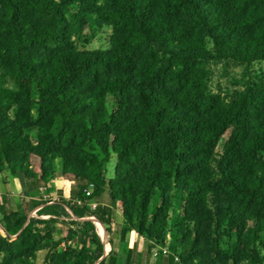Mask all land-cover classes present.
<instances>
[{
  "label": "trees",
  "instance_id": "1",
  "mask_svg": "<svg viewBox=\"0 0 264 264\" xmlns=\"http://www.w3.org/2000/svg\"><path fill=\"white\" fill-rule=\"evenodd\" d=\"M261 62L264 0H0V264H118L91 217L154 264H264ZM9 172L50 196L37 215Z\"/></svg>",
  "mask_w": 264,
  "mask_h": 264
},
{
  "label": "rangeland",
  "instance_id": "2",
  "mask_svg": "<svg viewBox=\"0 0 264 264\" xmlns=\"http://www.w3.org/2000/svg\"><path fill=\"white\" fill-rule=\"evenodd\" d=\"M92 21V20H91ZM110 31L109 28H98L97 26L91 25L89 26L88 30H87V41H86V46L88 48H95V47H99L101 45H105L108 42V36L107 33ZM102 33V34H101ZM216 72L217 75L220 78V81L222 82L224 87H232L233 86V82L232 79L233 77H236L238 75H240V73L242 72V68L238 67V66H230L226 72H223L222 69V65L219 64L216 67ZM255 70L259 73H264V62L261 63H257L255 65ZM35 133V131L33 132ZM115 162H116V157L113 156L111 158V160L107 163L106 165V169H107V175L108 176H112V174L114 173V168H115ZM8 181L9 184L7 185L8 190L5 191V196H7L8 198V207L10 208H22L25 207L26 205H28V211L30 213V216L32 215H37V211L42 207L41 205H37V203L39 201L42 200H48L50 199V196L48 195V193L44 190H36L30 193H26L24 191V184L22 182V180H17L18 178H14V176L9 172L8 173ZM62 176V175H61ZM16 179V180H15ZM57 180V179H56ZM55 180V182H56ZM66 183L68 180L67 178H65ZM54 182L55 185V189L54 192H57V186L56 183ZM63 184V183H62ZM61 185L59 184V187ZM64 192V190H63ZM43 196V197H42ZM41 206V207H40ZM175 209L177 211L178 216L181 217L182 214V208L180 206V204L178 202L175 203ZM118 213L120 214V210H118ZM172 216H175V214L173 213ZM117 218H121L120 216H117ZM98 227V224H97ZM116 226L113 227L114 232L111 233L110 235L106 232L105 230L103 231L102 235V239L105 243V255H108L110 250H111V245L109 244V240L110 238H112L114 241H116V243H119V234L115 228ZM99 230V227H98ZM61 225L58 224L57 225V237L61 235ZM17 236H14L13 239H16ZM116 244V246H117ZM62 247V246H61ZM164 248V247H163ZM119 249V246H117V250ZM160 251L159 246L155 247L154 251ZM123 251V250H122ZM124 252V251H123ZM44 255H45V251H41L39 253L38 259H37V264H44ZM118 256H119V250H118ZM120 257V256H119ZM126 257L127 254L124 253L123 257L121 256L119 258L118 264H126ZM156 257V256H155ZM153 256V254L149 255L148 252V244H141V247L136 249V252L133 254L132 258L135 261V264H149V263H155L156 259Z\"/></svg>",
  "mask_w": 264,
  "mask_h": 264
},
{
  "label": "crops",
  "instance_id": "3",
  "mask_svg": "<svg viewBox=\"0 0 264 264\" xmlns=\"http://www.w3.org/2000/svg\"><path fill=\"white\" fill-rule=\"evenodd\" d=\"M17 180H20V179H17ZM22 182L24 184V180H22ZM55 183H56V186H57L56 189H63L64 190V196L68 197L69 196V190H70L71 181H67V183H66L65 178L63 176H61V174H60V176L57 178ZM59 184L61 185L60 187H59ZM43 217L47 218L48 216H43ZM98 232H99V230H98ZM118 239H119V243L117 244L116 241H114V243H115V246H116V244H117V246H119L118 250H119V256L120 257L121 256L123 257V254L125 253V252H123L125 246H128L130 248H134L135 245H136L138 248H140L142 243L143 244H148V246H149V242L145 238L141 237L137 233L136 230H133V231L129 232L125 241H121L120 238H118ZM117 246H116V250H117ZM152 264H154V263H152Z\"/></svg>",
  "mask_w": 264,
  "mask_h": 264
},
{
  "label": "bare ground",
  "instance_id": "4",
  "mask_svg": "<svg viewBox=\"0 0 264 264\" xmlns=\"http://www.w3.org/2000/svg\"><path fill=\"white\" fill-rule=\"evenodd\" d=\"M97 224H98V227H99V233H100L101 235H104V234H103V231H104V227H103V225H102L101 223H99V222H97Z\"/></svg>",
  "mask_w": 264,
  "mask_h": 264
},
{
  "label": "built area",
  "instance_id": "5",
  "mask_svg": "<svg viewBox=\"0 0 264 264\" xmlns=\"http://www.w3.org/2000/svg\"><path fill=\"white\" fill-rule=\"evenodd\" d=\"M162 249H163V252H164V253L167 252V249H166L165 247L162 248ZM157 254H158V251L156 250V251H154L153 256L155 257V256H157Z\"/></svg>",
  "mask_w": 264,
  "mask_h": 264
},
{
  "label": "water",
  "instance_id": "6",
  "mask_svg": "<svg viewBox=\"0 0 264 264\" xmlns=\"http://www.w3.org/2000/svg\"><path fill=\"white\" fill-rule=\"evenodd\" d=\"M91 219L95 220L96 224H97V222L101 223L99 220L95 219L94 217H91ZM101 224H102V223H101ZM102 225H103V224H102ZM103 227H104V230H105V233H106L105 226L103 225ZM100 235H101V234H100ZM101 237H102V235H101ZM102 238H103V237H102ZM102 240H103V239H102Z\"/></svg>",
  "mask_w": 264,
  "mask_h": 264
}]
</instances>
